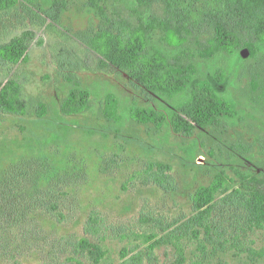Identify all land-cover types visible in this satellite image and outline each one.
I'll return each mask as SVG.
<instances>
[{"label":"rangeland","instance_id":"1","mask_svg":"<svg viewBox=\"0 0 264 264\" xmlns=\"http://www.w3.org/2000/svg\"><path fill=\"white\" fill-rule=\"evenodd\" d=\"M68 1L57 23L37 17L23 0L15 8L0 11V43L29 34L26 63L0 62V82H18L21 101L27 106L22 116L0 112V173L23 161L40 159L68 179L57 195L66 219L58 223L44 212L31 215V227L48 239L36 236L39 241L25 249L24 245L19 249L13 244L14 259L0 249V264H75L68 261L70 253L61 254L59 242L63 245L84 236L101 244L106 252L101 264H121L124 249L132 250L131 256L142 252V264H177L174 244L161 245L149 257V246L155 240L146 242L142 235L155 232L159 239L169 232L162 231L167 224L189 218L193 214L192 195L200 186L210 184L220 171L237 181L235 169L264 176V45L254 59L250 55L246 59L219 55L211 60L199 55L195 41L188 45L199 79L215 80L216 72H225L226 80L218 88L235 102L238 115L219 126L198 128L191 137H185L168 123L157 129L130 118L134 105L164 110L172 109L173 102L135 88L126 74L112 66L102 67L96 52L77 37L98 28L101 20L97 11L90 8V0ZM96 2L111 19L126 20L134 27L164 16L162 4ZM198 8L204 10L203 6ZM197 35L202 40L209 37L199 32ZM149 44L166 55L176 51L164 41L160 30L151 33ZM253 74H258L261 81L256 91L250 81ZM75 82L90 92V108L83 114L66 116L60 107ZM110 93L119 99L120 123L103 116ZM41 104L46 106L42 117ZM242 146L249 150H242ZM151 162L172 167L173 189L166 191L138 175ZM92 212L102 219L101 233L94 237L85 234ZM174 242L183 250L186 264L201 256L199 243L191 237ZM243 244L264 255V230L250 233ZM52 248H58V252ZM208 259L207 264H264V256L234 248Z\"/></svg>","mask_w":264,"mask_h":264},{"label":"trees","instance_id":"2","mask_svg":"<svg viewBox=\"0 0 264 264\" xmlns=\"http://www.w3.org/2000/svg\"><path fill=\"white\" fill-rule=\"evenodd\" d=\"M134 1L147 6L162 4L164 16L153 17L149 23L134 27L126 20L111 19L105 8L96 0H90L89 6L97 11L100 24L96 30L77 35L101 58L102 67L112 66L126 74L135 88L173 102L172 109L164 110L134 105L130 108V118L139 124H152L157 129L168 123L176 133L185 137H191L198 128L219 126L223 121L235 118L238 115L237 105L223 96L218 88V84L226 80L225 72H216L215 80L199 79V70L188 45L195 41L199 55L207 60L219 55L242 59L244 49L249 50L251 59L256 58L258 49L264 45V0ZM23 2L32 7L31 11L37 17L54 23L60 21L69 5L68 0ZM18 4L20 0H0V11L15 8ZM198 6H203L204 10L199 11ZM202 26L205 28L201 29ZM156 30L163 32L164 41L176 50L174 54L166 55L150 46L149 37ZM198 32L209 37L202 40L198 38ZM28 38L29 34H25L8 43H0V62L11 65L26 63ZM250 81L253 90L260 89L258 74H253ZM90 95L87 89L75 82L61 104L62 114L85 113L90 108ZM20 97L18 82H0L1 113L25 115L27 106ZM45 113L46 106L41 104L39 116ZM103 116L110 122L122 121L119 99L113 93L106 96ZM240 148L249 150L245 146ZM171 171L170 165L151 162L138 175L168 191L174 188ZM235 172L238 181L227 172L220 171L210 184L200 186L191 197L193 214L185 220L167 224L166 228H162L163 232L169 230L164 236L157 239L155 232L143 234L146 242L155 240L149 246L148 256L152 257L154 250L161 245L171 243L178 251L177 264H186L183 250L174 241L187 237L199 243L201 252L199 259L192 264H207L209 257L231 248L264 256L243 244L250 233L264 230V176H252L236 169ZM53 178L57 181L52 182ZM67 180L52 171L47 160L40 159L23 161L10 171L0 173V249L4 255L8 254L13 259L16 257V253L12 252L16 250L13 244H18L19 249L24 245L25 249L36 243V236H41L39 240L48 239L42 231L31 227L28 221L31 215L44 212L42 214L54 216L58 223L66 219L57 195ZM100 220L92 212L85 234L92 237L99 235ZM60 243L61 254L70 253L68 261L75 264H87L85 260L90 264H101L106 256L101 244L93 243L89 237L67 241L63 245ZM52 251L58 252V248H52ZM132 252L129 249L122 251L124 261L121 264H142L143 253L131 256Z\"/></svg>","mask_w":264,"mask_h":264},{"label":"water","instance_id":"3","mask_svg":"<svg viewBox=\"0 0 264 264\" xmlns=\"http://www.w3.org/2000/svg\"><path fill=\"white\" fill-rule=\"evenodd\" d=\"M241 55L243 58H247L249 55H250V52L248 49H244L242 52H241Z\"/></svg>","mask_w":264,"mask_h":264}]
</instances>
